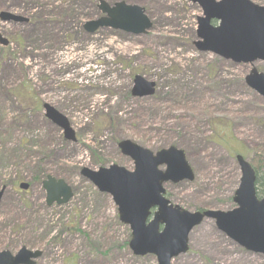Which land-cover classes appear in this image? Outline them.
Segmentation results:
<instances>
[{
	"label": "rangeland",
	"instance_id": "obj_1",
	"mask_svg": "<svg viewBox=\"0 0 264 264\" xmlns=\"http://www.w3.org/2000/svg\"><path fill=\"white\" fill-rule=\"evenodd\" d=\"M99 1L0 0V13L30 19H0V34L12 40L5 49L0 43V251L41 250L37 264H159L155 255L133 253L132 230L112 196L81 174L113 163L133 170L122 140L153 152L185 147L195 179L166 184L165 195L192 212L231 209L237 154L260 168L264 97L246 83L249 64L197 49L202 8L189 0H125L144 8L147 33L91 32L84 26L100 17ZM62 8L71 13L58 15ZM255 65L264 72V62ZM137 74L156 84L152 96H132ZM45 104L66 117L74 140ZM211 120L221 122L217 134ZM48 176L72 188L69 202L47 205ZM260 176L264 191V169ZM171 264H264V254L244 252L206 219Z\"/></svg>",
	"mask_w": 264,
	"mask_h": 264
},
{
	"label": "water",
	"instance_id": "obj_2",
	"mask_svg": "<svg viewBox=\"0 0 264 264\" xmlns=\"http://www.w3.org/2000/svg\"><path fill=\"white\" fill-rule=\"evenodd\" d=\"M189 1L199 4L203 10V16L198 17L199 40L195 43L199 51L212 52L236 63L264 62V6L251 0ZM102 3L101 9L106 16L86 23L88 31L111 27L140 35L152 26L144 8L139 5L124 1L115 6ZM10 16L7 12L0 13L3 21ZM212 20H217L218 25H213ZM0 43L8 44L1 34ZM246 82L264 96L263 72L252 68ZM154 92V82L136 75L133 96H150ZM45 108L46 115L64 128L66 138L74 140L75 133L66 117L49 104H45ZM118 146L122 154L133 159V170L113 164L98 170L85 167L81 174L99 191L112 196L121 222L128 224L132 230L129 245L135 255L153 254L157 256L159 264H171L172 258L188 250L191 231L205 219L215 220L219 230L247 250L264 253V199H257L256 172L243 156H237L241 171L240 183L234 195L237 207L228 211L191 212L172 204L164 195L166 183L192 181L195 178L183 149L170 146L153 152L131 140H122ZM164 165L166 169H160ZM20 187L28 189L29 185L22 183ZM43 187L49 206L65 204L73 196L72 188L63 179L48 176ZM2 195L3 190H0V201ZM41 255V250L26 246L15 254L2 250L0 264H37L36 260Z\"/></svg>",
	"mask_w": 264,
	"mask_h": 264
},
{
	"label": "flooded vegetation",
	"instance_id": "obj_3",
	"mask_svg": "<svg viewBox=\"0 0 264 264\" xmlns=\"http://www.w3.org/2000/svg\"><path fill=\"white\" fill-rule=\"evenodd\" d=\"M105 1H107V0H105ZM116 1H118V0H116ZM116 1H112V2H108V3H110L111 5H113ZM90 2V4H89V7L90 8H92V9H94L95 7H96V2L94 3V2H91V1H89ZM102 4L100 3V1H99V10H100V17H102L104 14L102 13V11H101V6ZM9 12V14H12L13 15V13L9 10L8 11ZM65 13V15L66 14H68V13H71V12H69V10H64L63 8L58 12V15H60V16H62L63 14ZM99 17V18H100ZM17 21H21L20 19H15L14 17H12V16H10L9 18H8V22L7 23H12V22H16L17 23ZM27 21L28 22H30V19H27ZM27 21H22V22H27ZM50 24H51V26L53 25V26H58V25H61V24H59V23H56V21H48ZM63 22V21H62ZM41 23V22H40ZM40 25H42V24H40ZM52 26V27H53ZM52 29H54V28H52ZM52 35H54V34H52ZM8 39H9V41H10V43L8 44V45H6V46H3V48L5 49V48H7L8 46H10V44L12 43V40H11V37L9 38V37H7ZM17 39H18V37H17ZM262 184V181H259V180H257L256 181V186H257V197L259 198V199H263L264 198V191L263 190H261V188H260V185ZM259 191H260V193H259ZM233 196L231 197V199L230 200H232V207L231 208H233L234 206H235V204H234V202H233ZM225 236H226V238L228 239V240H231L230 238H228L227 237V235L225 234ZM241 249H243V251L244 252H249V251H247L246 249H244V248H242L241 247ZM256 254V253H255Z\"/></svg>",
	"mask_w": 264,
	"mask_h": 264
},
{
	"label": "trees",
	"instance_id": "obj_4",
	"mask_svg": "<svg viewBox=\"0 0 264 264\" xmlns=\"http://www.w3.org/2000/svg\"><path fill=\"white\" fill-rule=\"evenodd\" d=\"M210 124H211V127L213 128V129H215V132H214V134H217L218 133V129L219 128H221V122L220 121H216V120H214V121H212L211 120V122H210ZM223 128V127H222ZM220 138H221V140L224 138V136L223 137H221L220 136ZM216 139V138H215ZM217 140V139H216ZM179 146H181L182 148H184L185 149V147L184 146H182V145H179ZM252 154H253V152H252ZM256 162H258L257 164H259L260 165V168L258 167V166H256V165H254V163H253V166L255 167V170H256V172H257V180H259L260 181V179H261V176H260V171L262 170V169H264V145H262L261 147H260V150H259V159H254ZM259 193H260V191H259Z\"/></svg>",
	"mask_w": 264,
	"mask_h": 264
},
{
	"label": "bare ground",
	"instance_id": "obj_5",
	"mask_svg": "<svg viewBox=\"0 0 264 264\" xmlns=\"http://www.w3.org/2000/svg\"><path fill=\"white\" fill-rule=\"evenodd\" d=\"M64 60V59H63Z\"/></svg>",
	"mask_w": 264,
	"mask_h": 264
}]
</instances>
